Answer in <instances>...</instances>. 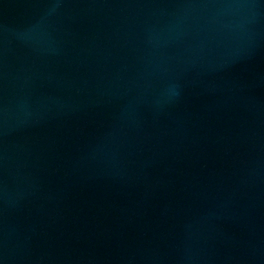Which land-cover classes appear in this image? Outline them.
<instances>
[{
	"label": "water",
	"instance_id": "obj_1",
	"mask_svg": "<svg viewBox=\"0 0 264 264\" xmlns=\"http://www.w3.org/2000/svg\"><path fill=\"white\" fill-rule=\"evenodd\" d=\"M0 264H264V0H0Z\"/></svg>",
	"mask_w": 264,
	"mask_h": 264
}]
</instances>
